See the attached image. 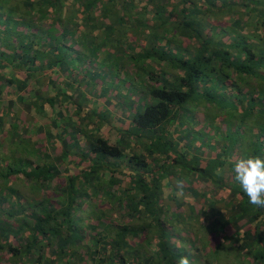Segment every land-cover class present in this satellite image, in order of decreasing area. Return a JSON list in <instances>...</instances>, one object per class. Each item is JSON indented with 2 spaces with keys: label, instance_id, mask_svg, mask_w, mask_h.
<instances>
[{
  "label": "trees",
  "instance_id": "16d2710c",
  "mask_svg": "<svg viewBox=\"0 0 264 264\" xmlns=\"http://www.w3.org/2000/svg\"><path fill=\"white\" fill-rule=\"evenodd\" d=\"M249 155L264 0H0V264H264Z\"/></svg>",
  "mask_w": 264,
  "mask_h": 264
},
{
  "label": "clouds",
  "instance_id": "9594fccd",
  "mask_svg": "<svg viewBox=\"0 0 264 264\" xmlns=\"http://www.w3.org/2000/svg\"><path fill=\"white\" fill-rule=\"evenodd\" d=\"M230 167L231 179L242 188L249 203L264 208V158L259 156H235L227 161ZM223 168L215 170L221 175ZM177 185L182 186L183 180L178 179ZM177 264H191L188 256H181Z\"/></svg>",
  "mask_w": 264,
  "mask_h": 264
},
{
  "label": "rangeland",
  "instance_id": "374dc122",
  "mask_svg": "<svg viewBox=\"0 0 264 264\" xmlns=\"http://www.w3.org/2000/svg\"><path fill=\"white\" fill-rule=\"evenodd\" d=\"M247 29H248V28H247ZM75 56H76V55L73 54V57H75ZM82 63H83V62H82ZM83 64H84V63H83ZM62 74H63V73H62ZM81 79H82V78H81ZM81 79L76 78V81H79V83H80V82H81ZM90 96L93 97V95H91L90 93H86V96H85V97H86V98H89ZM79 101L81 102V99H79ZM99 102H101V101H99ZM81 103H82V102H81ZM36 136L42 137L43 134H41V135H38V134H37ZM33 140H34V144H36V142H35L36 139H33ZM36 141H37V140H36ZM36 159H37V156H36V155H31V156L28 155V160H30V161H32V162L39 163L40 161H36ZM56 180L58 181V183H60L61 185H63V184H64V181H65V175H64V174H61L60 176H58V177L56 178ZM20 189H21V192H22V193H27V188H26V186H24V187L21 186ZM175 193H176V192H175ZM31 194H32V193H31ZM31 194H30V195H31ZM53 194H54V193H53ZM176 194H177L178 197H182V196H181V193L179 194L178 191H177ZM187 196H188V198H190V202H191V197H190L189 195H187ZM191 217H192V219H193V220H191V222L193 221L194 223H193V222H192V223L197 225V224H198L197 221L199 220L198 218H200L199 215H198L197 218L194 217L195 219L193 218V215H190V218H191ZM195 220H196V221H195ZM234 250H235V249H234ZM233 252H234V251H233ZM229 256H230V255H229ZM239 256L244 257V258H243L244 261H243L242 264H245V261H246V262H250L249 259H248L244 254H242V252H240V251H238V257H239ZM226 259H227V258H226ZM228 259H231V257L228 258ZM250 263H251V262H250Z\"/></svg>",
  "mask_w": 264,
  "mask_h": 264
}]
</instances>
